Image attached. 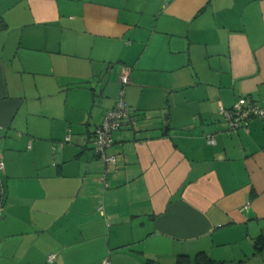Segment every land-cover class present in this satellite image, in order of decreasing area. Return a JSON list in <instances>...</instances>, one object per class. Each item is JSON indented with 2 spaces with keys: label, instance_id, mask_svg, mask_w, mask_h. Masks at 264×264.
<instances>
[{
  "label": "crops",
  "instance_id": "crops-1",
  "mask_svg": "<svg viewBox=\"0 0 264 264\" xmlns=\"http://www.w3.org/2000/svg\"><path fill=\"white\" fill-rule=\"evenodd\" d=\"M240 96L264 100V0H0V264H264V118L219 113Z\"/></svg>",
  "mask_w": 264,
  "mask_h": 264
},
{
  "label": "built area",
  "instance_id": "built-area-1",
  "mask_svg": "<svg viewBox=\"0 0 264 264\" xmlns=\"http://www.w3.org/2000/svg\"><path fill=\"white\" fill-rule=\"evenodd\" d=\"M129 68H124L120 76L121 88L116 97L114 106L105 111L101 123L97 125L93 132L92 151L106 168L115 167L118 161V154L111 153L113 144V134L118 131L123 122L129 118V109L125 105L123 89L129 84ZM219 113L226 123V133H237L239 131L248 132L249 123L254 118H264V100L257 101L248 96H240L235 100L230 108L219 107ZM68 139V138H67ZM209 144H214V138H208ZM3 163L0 162V170ZM53 256L49 257V261Z\"/></svg>",
  "mask_w": 264,
  "mask_h": 264
},
{
  "label": "trees",
  "instance_id": "trees-1",
  "mask_svg": "<svg viewBox=\"0 0 264 264\" xmlns=\"http://www.w3.org/2000/svg\"><path fill=\"white\" fill-rule=\"evenodd\" d=\"M255 249L256 251H260L264 249V236H260L256 239L255 241ZM195 264H222V263H217L213 261L212 259L208 258L206 255L203 253H198L195 257Z\"/></svg>",
  "mask_w": 264,
  "mask_h": 264
}]
</instances>
